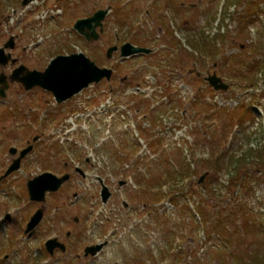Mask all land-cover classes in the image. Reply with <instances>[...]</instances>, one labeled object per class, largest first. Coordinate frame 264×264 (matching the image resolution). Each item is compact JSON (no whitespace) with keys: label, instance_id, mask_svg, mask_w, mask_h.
Listing matches in <instances>:
<instances>
[{"label":"rangeland","instance_id":"374dc122","mask_svg":"<svg viewBox=\"0 0 264 264\" xmlns=\"http://www.w3.org/2000/svg\"><path fill=\"white\" fill-rule=\"evenodd\" d=\"M153 2L67 0L64 15L57 18L50 16L56 11L42 8V0L29 8L19 0H0V47L10 36L19 37L18 54L29 69L44 71L54 58L75 50L94 55L100 67L116 65L119 75L62 104L40 88L26 91L19 83H11L6 98H0V175L12 162L10 148L34 145L21 171L0 184V264H225L222 259L236 264L234 255H242L244 264L253 258L264 261V166L250 161L261 182L252 179L251 190L244 191L238 185L229 188L226 170L233 154L264 146V72L258 70L264 61V10H254L251 23L242 26L246 11L238 17L228 0L229 15L224 0H175L159 13L172 21L182 41L172 49L161 20H153L158 14ZM183 2L186 11L175 12ZM108 6L120 13L108 15L102 39L81 40L73 22ZM147 11L154 14L150 20ZM223 31L228 37L219 41ZM200 33L220 42L216 57L200 50ZM132 36H142L157 49L151 62L121 60L119 53L106 58L109 46ZM235 55L244 65L236 74L230 69ZM13 69L0 66V73L10 75ZM214 71L229 85L227 91H215L205 81ZM126 77L143 86H122L120 79ZM254 77L258 85L250 86ZM249 111L252 115L243 121ZM188 162L194 174L168 182L167 196L152 202L157 184L170 181L168 172H187ZM64 163L80 166L85 176L65 170ZM43 172L72 178L47 194L45 203H33L27 183ZM103 187L111 192L106 203ZM39 208L45 210L42 223L24 235ZM227 228L231 233L224 236ZM53 237L67 245V252L50 256L44 251ZM104 242L108 245L97 256L84 257L86 247Z\"/></svg>","mask_w":264,"mask_h":264},{"label":"water","instance_id":"95a60500","mask_svg":"<svg viewBox=\"0 0 264 264\" xmlns=\"http://www.w3.org/2000/svg\"><path fill=\"white\" fill-rule=\"evenodd\" d=\"M34 0H24L23 5L26 6ZM108 11L101 10L96 12L92 17L78 21L75 24V29L86 37L90 42L97 41L100 38V32L103 33V21L106 18ZM12 41V40H11ZM6 45V48H13L12 42ZM117 47L110 48L108 50V57L112 56V53L117 51ZM150 53L151 50H147L140 47H135L130 43L122 46L121 57H129L138 53ZM9 57L5 56V50H0V64L7 65L9 62ZM113 71L108 69H101L94 62H92L84 54H72L70 56H59L54 59L48 68L44 72L39 71H29L25 67H20L16 69L13 75L10 77L11 82L21 83L26 90H31L32 88L38 86L42 87L50 92H52L58 103H63L71 99L76 94L83 91L92 83H99L104 78L108 80L111 79ZM23 75V76H21ZM5 76H0V84L6 81ZM210 83L217 89L226 90L228 86L222 83V80L216 75L208 78ZM8 85H6V88ZM5 89H1L0 94L5 97ZM32 150V147L24 150L21 153L20 158H18L15 163L9 168L7 175L18 170L20 168L21 160ZM12 154L16 153V150H11ZM70 179L69 175H65L62 178L47 173L28 183L30 196L32 200L41 201L45 199L46 192H56L61 186ZM204 176L201 178L202 182ZM111 192L108 188L103 187L102 198L103 202H107L110 198ZM43 218V211H38L31 219L26 230V234L34 230ZM106 245L101 244L97 246L89 247L85 250V256L92 255L95 256L100 252ZM46 247L50 253H53L54 249L60 248L63 252L66 250L65 245L58 242L57 239L49 240L46 243Z\"/></svg>","mask_w":264,"mask_h":264},{"label":"trees","instance_id":"16d2710c","mask_svg":"<svg viewBox=\"0 0 264 264\" xmlns=\"http://www.w3.org/2000/svg\"><path fill=\"white\" fill-rule=\"evenodd\" d=\"M243 1H246V0H231V1H228L227 3V6L228 8L231 6V5H239V2L240 4L243 3ZM249 1V0H248ZM264 0H255V2H258L261 3L263 2ZM250 2V1H249ZM254 4V2L250 3L249 4V7L248 9L250 10L252 7V5ZM256 5V4H255ZM225 11H227V7H225ZM227 14V13H226ZM171 35H173V31L171 30L170 31ZM221 39L224 41H226L227 39V36L226 35H222L220 36ZM205 38V37H204ZM141 41V40H139ZM215 45V42L213 40H210V39H203V42H202V45H200V47H202V49L204 51H208L209 54L211 56H217V54L220 53V50L218 47L214 46ZM213 48V49H212ZM212 49V52L210 51ZM227 62V61H226ZM226 62H223L222 64H225ZM238 61H236V57H234V62L231 66V71L232 72H236L237 71V63ZM263 71H264V67L262 68ZM253 162H252V161ZM250 161L253 163L252 165L253 166H264V146H262L261 148H259L258 150H255L253 148H250L247 152L241 154V156L237 157V154H233L230 159L227 161L226 163V170L229 171V181L231 183V186L229 188H231L232 186H237L241 189V190H248L250 189L251 190V187H252V184H253V180L256 181V182H261V178L257 175V174H254L253 172V168L254 167H251L252 165H249L250 164ZM209 165V164H208ZM221 167V166H220ZM185 169L187 172L185 171H175L173 174L171 172H168V175H169V180L170 181H166V180H163L162 183L159 182V184H157V187L158 188V191L155 192L152 196V202L154 203H157V202H160L162 199L165 198V196H167V191L166 190H163L164 187H166L168 184V182H171L172 184L174 183H179L180 181H184L186 178H188V175L190 174H194V172H192L193 170L191 169V163H187L185 164ZM233 169H235L234 171H232ZM192 170V171H191ZM256 176V178H255ZM231 179V180H230ZM216 194V193H214ZM196 193H194V197ZM200 195V194H199ZM201 195H202V192H201ZM207 197V194L205 195V197H200V199L202 198H206ZM148 198V197H147ZM216 205V208H221V210L223 209L222 206L218 205V204H215ZM241 205H244V204H241ZM245 206V205H244ZM200 211L205 215V211L203 209H200ZM247 222L249 223V218L247 219ZM220 224L223 225V223L220 222ZM249 225V224H248ZM215 227L217 226V224L214 225ZM212 225V228L215 229ZM217 229V227H216ZM225 235L224 236H228L230 235L231 231L227 228L225 230ZM222 255H226L224 252L221 253ZM227 256V255H226ZM242 255H234V260L237 262L236 264H244V262L242 261ZM225 264H230L227 262V259H222ZM260 260V259H259ZM264 260V259H263ZM219 261V260H218ZM258 260L257 259H252L251 261L249 262H245V264H258ZM262 264H264V261H261Z\"/></svg>","mask_w":264,"mask_h":264},{"label":"flooded vegetation","instance_id":"af4514ba","mask_svg":"<svg viewBox=\"0 0 264 264\" xmlns=\"http://www.w3.org/2000/svg\"><path fill=\"white\" fill-rule=\"evenodd\" d=\"M48 0H42V3L45 4ZM55 2L54 3H50V4H47V8L49 10H54V8H56V10H59L60 7L62 8L63 12H64V6L67 5V0H54ZM57 1V2H56ZM84 1V0H82ZM175 0H156V3L158 5H163V6H167L169 7L171 4L175 3L174 2ZM62 12V14H63ZM96 12V10H94L91 14L87 15V16H84V17H81V18H87V17H90L92 16L94 13ZM51 17H55V16H51ZM116 39L117 41H123V38L116 35ZM125 41V40H124ZM7 42H5L3 44V46H5ZM19 43V38L18 37H14V42H12L13 44V49L12 50H7L6 53L9 54L11 57H12V60H16L15 64L13 63H9L8 66H13L15 68V66H20V65H24L23 64V56L22 55H19L18 52H19V48H20V45L18 44ZM152 55H148V59L151 61L152 60ZM31 58H33L31 56ZM114 69V74H113V81H116L117 79V71L115 69V67L113 68ZM120 82H121V85L122 86H129V83H128V78H123V79H120ZM140 83H137L136 84V89H138L140 87ZM29 145V144H28ZM88 162V160H87ZM11 164H8L7 167H5V169L3 170L2 174L0 175V177L6 172V170L8 169V167L10 166ZM64 168L65 170H71V169H76V166H74L72 163H64ZM13 177V175L9 176L8 178L6 179H1L0 178V184L1 183H4L5 181H7L9 178Z\"/></svg>","mask_w":264,"mask_h":264}]
</instances>
